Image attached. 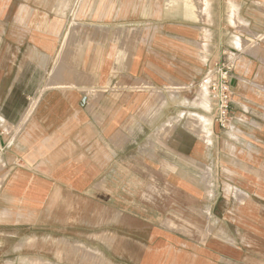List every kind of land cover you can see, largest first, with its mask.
I'll list each match as a JSON object with an SVG mask.
<instances>
[{
    "label": "crops",
    "instance_id": "0c3cea01",
    "mask_svg": "<svg viewBox=\"0 0 264 264\" xmlns=\"http://www.w3.org/2000/svg\"><path fill=\"white\" fill-rule=\"evenodd\" d=\"M204 4L0 0V264H264V0Z\"/></svg>",
    "mask_w": 264,
    "mask_h": 264
},
{
    "label": "built area",
    "instance_id": "2783aa9c",
    "mask_svg": "<svg viewBox=\"0 0 264 264\" xmlns=\"http://www.w3.org/2000/svg\"><path fill=\"white\" fill-rule=\"evenodd\" d=\"M234 66L235 61L231 58V52L224 50L220 60L207 71L205 77L212 103L213 121L227 131L234 130L237 120L232 109L234 93L231 77Z\"/></svg>",
    "mask_w": 264,
    "mask_h": 264
},
{
    "label": "rangeland",
    "instance_id": "374dc122",
    "mask_svg": "<svg viewBox=\"0 0 264 264\" xmlns=\"http://www.w3.org/2000/svg\"><path fill=\"white\" fill-rule=\"evenodd\" d=\"M224 131H226V130H224ZM157 193H158L159 197L169 196L170 190L167 189V188L158 189ZM86 224H88V223L87 222L84 223V228H88V230H90V227H91L90 224H88V225H86ZM70 239L72 240V243L69 241ZM84 239H85V237H84ZM73 240H74V236H68V240H67V251H68V253H67L68 262L67 263L68 264H70V263H72V262H74L76 260L80 261V259H81L80 257L75 258L77 252H75V247H74V244H73ZM85 240H87L86 244L88 246H91L90 244L92 243V241L89 240V239H85ZM97 259L98 258L93 259L92 255H91V251H87L86 250V251L82 252L81 264H98V263L102 264L101 260L98 259L99 260V262H98Z\"/></svg>",
    "mask_w": 264,
    "mask_h": 264
},
{
    "label": "bare ground",
    "instance_id": "6f19581e",
    "mask_svg": "<svg viewBox=\"0 0 264 264\" xmlns=\"http://www.w3.org/2000/svg\"><path fill=\"white\" fill-rule=\"evenodd\" d=\"M204 1H205V4H206V3H207V0H204ZM205 4H204V5H205ZM204 7H205V6H204ZM203 124H204V123H203ZM203 126H204V125H203ZM203 129H204V128H203ZM203 129H201V130L204 131ZM205 132H206V131H205Z\"/></svg>",
    "mask_w": 264,
    "mask_h": 264
}]
</instances>
